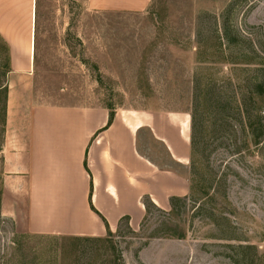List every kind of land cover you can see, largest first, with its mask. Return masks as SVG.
Returning <instances> with one entry per match:
<instances>
[{"label": "rangeland", "instance_id": "rangeland-1", "mask_svg": "<svg viewBox=\"0 0 264 264\" xmlns=\"http://www.w3.org/2000/svg\"><path fill=\"white\" fill-rule=\"evenodd\" d=\"M37 6L35 31L33 0L34 67L3 76L0 43V85L9 88L7 99L0 96V264H264V142L249 137L245 145L244 132L230 128L210 135L219 118L204 99L215 86L209 99L222 92L241 100L264 76V0H151L141 11L114 9L116 0ZM226 21L236 46L222 37ZM196 80L198 122L207 126L200 154L183 167L148 133L140 141L144 155L188 177V200L176 211L152 208L138 228L123 224L89 241L27 231L23 199L6 190L5 157L8 146L19 148L18 136L27 141L34 107L178 114L191 122ZM7 201L17 203V218L5 215Z\"/></svg>", "mask_w": 264, "mask_h": 264}, {"label": "crops", "instance_id": "crops-1", "mask_svg": "<svg viewBox=\"0 0 264 264\" xmlns=\"http://www.w3.org/2000/svg\"><path fill=\"white\" fill-rule=\"evenodd\" d=\"M34 1L36 31L39 0ZM92 2L97 6V0ZM32 3L26 0L23 9L25 0H0V36L10 49V74L34 67ZM116 3L114 9L141 11L151 0ZM110 114L104 107L32 109L27 141L18 136L19 148L8 146L5 157L6 190L14 199H23L30 234L104 238L108 229L118 230L123 218L129 219L131 228H138L147 216L145 198L158 209L169 210L172 198L189 195L185 174L162 168L140 151V141L148 133L174 164L186 167L191 159L189 118L115 112L108 126ZM3 211L9 217L19 216L15 202H5Z\"/></svg>", "mask_w": 264, "mask_h": 264}, {"label": "trees", "instance_id": "trees-1", "mask_svg": "<svg viewBox=\"0 0 264 264\" xmlns=\"http://www.w3.org/2000/svg\"><path fill=\"white\" fill-rule=\"evenodd\" d=\"M222 37L226 40L227 44L230 46L238 45V35H234L233 29L229 23L226 21L222 25ZM0 43L2 45V55L5 57L6 69L3 76L7 77L11 73V62H10V49L5 42V40L0 36ZM200 83L199 80L195 81L194 93L196 94L195 101L193 104L192 116H191V159L198 154L204 144V137L206 136L207 126L204 122H198L197 112L200 106ZM215 86L213 87V89ZM210 89L206 91L204 96L205 101L210 104L213 102V107L215 108V116L218 117L219 122H213L211 124V132L210 135L215 131L224 130L230 128L233 134H237L240 131H243L245 136L247 137V141H245V145H248V138L251 137L253 142L256 145H261L264 142V107L260 106L259 101H264V76L262 78H255L251 80V83L248 87V94L242 96L241 100L236 98H230L225 96L222 92L217 93V97L215 99H209L210 93L215 90ZM9 88L7 87L6 81L0 85V96H3L7 99ZM6 110V109H5ZM110 119L108 126H110L114 119V113L110 112ZM234 151H239L241 148L239 147L238 142L233 144ZM187 197L185 198H172L170 200L171 210L176 211L181 204L187 201ZM144 205L147 211V214L150 212L152 208L158 209L149 199H144ZM123 224L127 225L128 229H131L129 219L123 218L119 224V228ZM108 235L111 236L112 233L108 229ZM89 241L91 238H84ZM99 239V238H98ZM251 249L258 251V248L255 246H249ZM259 253V252H258ZM258 255V254H257Z\"/></svg>", "mask_w": 264, "mask_h": 264}]
</instances>
